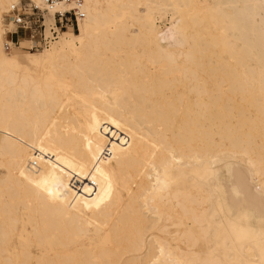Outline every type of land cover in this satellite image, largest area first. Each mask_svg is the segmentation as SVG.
Returning a JSON list of instances; mask_svg holds the SVG:
<instances>
[{
  "label": "bare ground",
  "instance_id": "obj_1",
  "mask_svg": "<svg viewBox=\"0 0 264 264\" xmlns=\"http://www.w3.org/2000/svg\"><path fill=\"white\" fill-rule=\"evenodd\" d=\"M21 1L0 0V264H264V0H28L82 17L43 80L4 46Z\"/></svg>",
  "mask_w": 264,
  "mask_h": 264
},
{
  "label": "rangeland",
  "instance_id": "obj_2",
  "mask_svg": "<svg viewBox=\"0 0 264 264\" xmlns=\"http://www.w3.org/2000/svg\"><path fill=\"white\" fill-rule=\"evenodd\" d=\"M26 2L31 3L28 0H22L20 3ZM32 4V3H31ZM18 5V4H16ZM33 5V4H32ZM72 8V7H71ZM69 7V10H71ZM10 11V10H9ZM42 13L45 17L44 27H45V38L46 41L43 40V37L36 39L34 42L30 41H21L20 44L17 46H14L12 43H10L9 40V34H12L14 31H16V26L10 21L7 22L6 16L9 12H6L4 14V46L7 50V54H11V52L17 53L20 58H31L28 62H25L24 69L29 72L32 76L35 77L37 80H43L46 79L45 74L47 73L46 70L42 68V64L44 61V58L42 56V53L44 50H51L55 46H58L63 39H70L71 37L78 36L81 32L82 22L80 21L79 24H74V26H67L65 23L63 25L59 24V21H57V28H56V18L54 16L53 21H50V17L48 15V12L41 8ZM67 11V10H66ZM48 18V19H47ZM170 20V17H168ZM157 25L160 28H164L165 26H169V23H165L161 21V19L158 20ZM42 33L44 31V28L40 30ZM53 32H56L53 34ZM25 34L24 32H20L19 35H16L14 39L24 38ZM76 45L79 47V44L76 43ZM8 47V48H7ZM28 60V59H27ZM227 181L232 179V176L230 173H226ZM228 206H231V203L228 202ZM229 214H232V211H229ZM244 225H250L251 228H253L254 232L259 230V227L263 225L261 220L257 219H250V220H244ZM260 246L262 244L260 243Z\"/></svg>",
  "mask_w": 264,
  "mask_h": 264
},
{
  "label": "built area",
  "instance_id": "obj_3",
  "mask_svg": "<svg viewBox=\"0 0 264 264\" xmlns=\"http://www.w3.org/2000/svg\"><path fill=\"white\" fill-rule=\"evenodd\" d=\"M62 1L64 0H41V2L47 6H54L55 4ZM81 19V15L76 11L63 15L58 14L56 16V28L57 21H59L60 25L65 23L67 26H74V24L78 25ZM6 20L7 22L11 21L16 26V31H14L12 34H9L8 37L15 35V33L20 30L24 32L25 38L31 43L41 37H43V40L46 41L44 27L45 17L41 11V8H37L31 3L22 2L20 5L14 6L11 9V11L6 16ZM42 28H44L43 33L40 31ZM55 33L56 32H54V34ZM10 43H12L14 46L19 44L13 43L11 41Z\"/></svg>",
  "mask_w": 264,
  "mask_h": 264
},
{
  "label": "crops",
  "instance_id": "obj_4",
  "mask_svg": "<svg viewBox=\"0 0 264 264\" xmlns=\"http://www.w3.org/2000/svg\"><path fill=\"white\" fill-rule=\"evenodd\" d=\"M20 32H22V31L18 30V31L15 33V35L9 37V40H10L11 42H13V43H19V44H20L21 41H28V39H26L25 37H24L23 39H22V38L14 39V37H15L16 35H19Z\"/></svg>",
  "mask_w": 264,
  "mask_h": 264
}]
</instances>
